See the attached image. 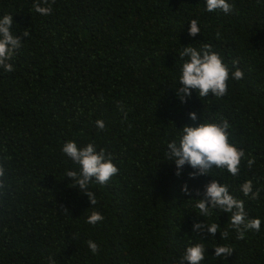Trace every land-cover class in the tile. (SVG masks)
Wrapping results in <instances>:
<instances>
[{
    "label": "trees",
    "instance_id": "16d2710c",
    "mask_svg": "<svg viewBox=\"0 0 264 264\" xmlns=\"http://www.w3.org/2000/svg\"><path fill=\"white\" fill-rule=\"evenodd\" d=\"M228 2L229 14L206 11L205 0H54L44 16L34 0H0V17L12 15L22 41L10 61L15 70L0 68V264H47L49 255L56 264H172L195 243L205 247L201 264H264V0ZM191 19L201 28L194 37ZM203 43L244 77L230 78L224 97L193 91L181 103L179 52ZM213 116L229 121L230 142L246 154L239 175L213 169V177L189 178L188 165L176 175L167 142ZM69 140L94 142L119 168L106 185H89L95 206L65 177L75 167L60 151ZM213 178L244 201L249 218H260L259 232L238 239L228 229L225 239L230 214L196 215L189 199L202 198ZM246 180L260 190L258 200L240 191ZM92 211L104 220L87 224ZM203 219L220 225L215 236L192 230ZM87 240L99 245L98 255ZM216 245L234 251L216 258Z\"/></svg>",
    "mask_w": 264,
    "mask_h": 264
},
{
    "label": "clouds",
    "instance_id": "9594fccd",
    "mask_svg": "<svg viewBox=\"0 0 264 264\" xmlns=\"http://www.w3.org/2000/svg\"><path fill=\"white\" fill-rule=\"evenodd\" d=\"M54 0H34L32 8L35 12L47 16L52 12ZM206 11L214 12L221 10L225 14L233 11V5L228 0H205ZM13 19L11 14L0 17V68L4 72L14 71V66L10 61L13 60L15 53L21 48L22 41L19 36L13 35ZM201 33L198 21H189L188 34L196 36ZM23 36H30L25 29ZM219 34H217L218 36ZM181 60L179 76L176 87L174 88L181 103L185 98L195 91L200 98L211 96L220 98L228 93L229 80H241L244 72L235 67L229 70L219 52L213 50L212 45L203 43L199 48L184 46L179 52ZM236 62H233L235 66ZM117 108L124 112L123 105L117 102ZM125 119H126V113ZM189 118L195 121L197 115L190 112ZM95 125L100 130H104L105 123L96 120ZM230 124L227 119L215 116L203 120L197 126L184 125L176 133L175 138L167 142L166 158L170 163H174L177 169L176 175L180 174V169L188 165L194 171L189 172V178L197 176H211L213 169L226 170L233 177L240 173V165L246 154L243 149L238 148L230 142ZM61 153L66 156L75 166L65 171V177L69 178L71 188H77L79 192L86 195L91 206L98 203L97 196L89 190V185L93 182L99 185H106L114 176L118 175L119 168L113 163L111 154L106 153L105 149L99 151L94 142H88L82 147H78L74 141H67L60 146ZM255 164V159L250 155L246 159V166L251 169ZM4 175L3 167H0V176ZM181 191L189 194L187 185H183ZM240 191L250 200H258L260 190H253L251 180H246L241 186ZM199 195V192H197ZM192 200L193 207L198 209L199 217H210L212 210L219 209L223 213L230 214L228 217L227 228L220 233L222 238L229 236L228 229L237 233L238 239H243L248 231H260V218H249L245 212L244 201L237 199L229 193V185L212 179L204 187L203 197ZM64 212H67L65 209ZM104 220V216L98 211H92L87 216L86 223L96 225ZM220 229L216 222L206 223L203 219L200 223H193L194 232H206L210 238L215 236ZM202 239V238H201ZM87 248L93 255L99 254V245L93 240H87ZM213 257L224 258L232 254L234 249L227 245H216L213 247ZM47 264H56L55 259L49 255ZM205 259V247L202 243H195L186 246L179 259H173L172 264H201Z\"/></svg>",
    "mask_w": 264,
    "mask_h": 264
}]
</instances>
